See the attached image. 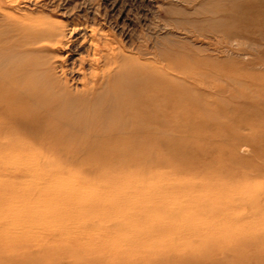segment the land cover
Returning <instances> with one entry per match:
<instances>
[{"label": "rangeland", "instance_id": "obj_1", "mask_svg": "<svg viewBox=\"0 0 264 264\" xmlns=\"http://www.w3.org/2000/svg\"><path fill=\"white\" fill-rule=\"evenodd\" d=\"M34 2L60 20L96 19L131 49L148 70V166L156 169L148 177L154 174V187L171 191L179 208L207 209L217 216L187 221L176 217L177 206L162 216L166 201L155 195V210L162 219L151 228L167 231L155 252L67 256L60 254L65 243L57 242L53 252L41 254V244L31 240L47 236L39 228L21 233L29 237L20 247L11 244L7 253L0 252V264H75L78 259L86 261L80 264H123L125 258L132 264H264V226L254 222L253 207L224 216L232 210V201L250 202L251 193L242 190V195L233 187L264 186V0H30L25 11ZM39 13L35 8L34 14ZM57 155L64 170L82 173L83 182L75 189L87 190L80 204L90 210V223L112 232L118 223L142 222L143 216L129 212L102 216L97 206L105 196L109 202L126 197L123 187L120 193L116 190L117 175L129 173L118 166L120 159ZM7 165L0 161V213L6 205L24 211L32 200L45 203L57 170L44 162L41 166L39 157H20ZM95 181L103 184L88 187ZM185 184L208 191L185 193ZM262 187L251 190L259 211H264ZM69 206L77 208L76 200ZM227 239L235 243L225 245ZM21 250L26 253L18 255Z\"/></svg>", "mask_w": 264, "mask_h": 264}, {"label": "bare ground", "instance_id": "obj_2", "mask_svg": "<svg viewBox=\"0 0 264 264\" xmlns=\"http://www.w3.org/2000/svg\"><path fill=\"white\" fill-rule=\"evenodd\" d=\"M29 1L0 0V161L7 167L13 159L39 157L41 166L44 162L57 171L53 189L43 197L45 203L32 200L31 205L23 207L24 211L18 205L1 208L0 252L7 253L11 244L20 247L19 242L29 237L20 236L21 233L29 235L32 229L39 228L47 236L31 240L41 244V254L53 252L57 242L65 243L60 254L78 257L92 251L127 256L157 251L163 246L167 231H154L151 224L161 220L179 202L168 189L154 187V174L148 177V172L156 169L148 166L147 68L140 66L131 49H125L96 19L91 23L60 20L54 16L57 14L47 13L44 4L35 2L27 12ZM35 8L40 10L39 14H34ZM72 34L79 37L70 39ZM60 153L120 159L118 166L129 169V173L117 175L116 190L120 193L119 186L123 187L126 197L109 202L105 196L97 206L103 210L102 216L129 212L130 216H143L142 222L132 220L127 226L118 223L112 232L90 223V210L80 204L87 190L75 189V184L83 182L82 173L64 170V164L56 160ZM102 181L86 184L99 186ZM185 186V193L208 191L194 184ZM261 187L262 183L233 187L242 195V190L251 193L250 202L232 201V210L224 216L230 218L253 207L250 210L254 222L264 226V211H259L256 196L251 192ZM155 195L166 201L161 217L153 203ZM72 200H76L75 209L69 206ZM174 210L176 217L187 221L217 216L207 209ZM247 239L241 243L245 244ZM231 243L235 242L227 239L224 244ZM133 262L123 259V264Z\"/></svg>", "mask_w": 264, "mask_h": 264}]
</instances>
